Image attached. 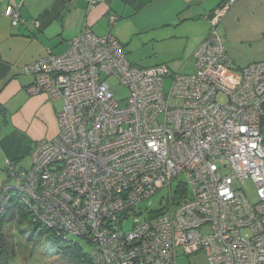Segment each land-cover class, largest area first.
Listing matches in <instances>:
<instances>
[{
	"label": "built area",
	"instance_id": "1",
	"mask_svg": "<svg viewBox=\"0 0 264 264\" xmlns=\"http://www.w3.org/2000/svg\"><path fill=\"white\" fill-rule=\"evenodd\" d=\"M235 2L207 16L192 74L136 67L115 37L88 27L64 53L25 65L27 93L62 108L28 169L5 163L14 184L0 193V236L14 197L34 223L92 245V264H176L199 252L207 264H264V61L236 69L227 54L218 26ZM21 5L2 11L14 27Z\"/></svg>",
	"mask_w": 264,
	"mask_h": 264
},
{
	"label": "crops",
	"instance_id": "2",
	"mask_svg": "<svg viewBox=\"0 0 264 264\" xmlns=\"http://www.w3.org/2000/svg\"><path fill=\"white\" fill-rule=\"evenodd\" d=\"M227 1L100 0L90 8L87 0H0V106L4 109L0 115V170H4L6 161L20 167V160L30 158L37 141L52 139L58 132L62 102H50L42 94L29 95L27 88L33 77L22 72L25 65L48 51L64 53L69 41L86 27L97 36L112 35L116 26L160 9L163 13L155 30L192 25V32L184 36L185 53L192 57L208 33L207 16ZM19 3L22 23L14 27L2 11ZM112 15L118 20L110 28ZM34 20L37 25L31 23ZM218 32L225 37L227 54L236 69L264 61V0H236Z\"/></svg>",
	"mask_w": 264,
	"mask_h": 264
},
{
	"label": "rangeland",
	"instance_id": "3",
	"mask_svg": "<svg viewBox=\"0 0 264 264\" xmlns=\"http://www.w3.org/2000/svg\"><path fill=\"white\" fill-rule=\"evenodd\" d=\"M160 10H155V13L151 15L144 14L139 20H128L120 27L116 26L113 29L112 36L124 46L128 61L136 67L147 68L166 65L173 73L192 74L195 71L194 59L193 56L191 57L185 53L187 42L184 38V36L192 32V25H172L155 30V23L158 22L160 14L163 13ZM109 82L118 88L119 97L127 95V90L119 87L115 80H110ZM170 82V79L165 80V91L168 90ZM219 100L223 101L222 98H219ZM19 166L28 169L30 167V158L20 160ZM13 184L6 177L3 170H0V193L4 187ZM175 186L176 182H173V190ZM241 190L249 203L256 202L255 188L250 181H245L241 186ZM167 193V190L158 192L152 198L151 208L158 209L159 201ZM141 206L144 207V204ZM17 210L22 214L21 210L23 211V208L21 209L20 206L15 208L11 204L2 221L1 230L6 245L4 251L5 264H74L73 259L66 254L65 250L59 251L51 247L48 233L41 235L39 234L40 229H38L34 237L28 240L25 225L18 221ZM29 229L32 231L33 226H30ZM206 232L207 229H204L203 233ZM63 236L67 242L78 245L84 254L88 255L92 253V245L85 239L68 233H65ZM176 264L207 263L204 254L199 252L190 256H178Z\"/></svg>",
	"mask_w": 264,
	"mask_h": 264
},
{
	"label": "trees",
	"instance_id": "4",
	"mask_svg": "<svg viewBox=\"0 0 264 264\" xmlns=\"http://www.w3.org/2000/svg\"><path fill=\"white\" fill-rule=\"evenodd\" d=\"M113 16H115V15H113ZM115 17L118 20V17L117 16H115ZM117 20H116V22H117ZM34 22L38 23L37 20H34ZM57 55H59V54H57ZM157 66H159V65H157ZM3 113H4V109L0 106V115H2ZM12 163L15 165V162H12ZM3 172L5 173L6 177L8 178L7 172H5V167H4ZM11 204H13V206H15V208H18L19 206L21 207V209L23 208V211L21 210L22 214L20 213L19 210H17L16 213L18 214V221L19 222H22L24 225L25 224L29 225L26 228L27 236H28L27 239L28 240H31L34 237L35 233L38 231V229H40L39 234L43 235V234H47L48 233V235L50 236L51 247L52 248H56L59 251L65 250L66 254L68 256H70L71 259H73L74 264H92L90 255L89 254L88 255L84 254L78 245L70 243V242H67L66 239H63V234H59L58 235L55 231L47 229V228L43 227L41 224H39V223H34L33 220H32L31 215L27 212V210L24 208V206L22 204H20V202H17L16 200H14V197L12 198L11 203L6 208L4 218L6 216V212H7V210H9ZM154 216H155V212H154ZM30 226H33L32 231L29 229ZM5 246L6 245L4 243L2 230H1V236H0V264H5L6 263L5 255H4Z\"/></svg>",
	"mask_w": 264,
	"mask_h": 264
}]
</instances>
